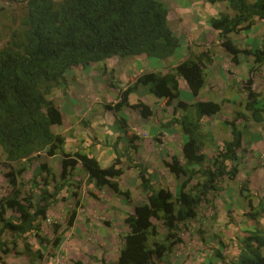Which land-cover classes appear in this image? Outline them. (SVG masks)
Listing matches in <instances>:
<instances>
[{"label": "trees", "instance_id": "1", "mask_svg": "<svg viewBox=\"0 0 264 264\" xmlns=\"http://www.w3.org/2000/svg\"><path fill=\"white\" fill-rule=\"evenodd\" d=\"M5 1L17 2L20 7L17 16L9 17L15 27L8 29L6 41L0 44V155L3 156L0 166L5 168L2 176L8 187L7 193L0 197V264H7L5 258L11 253L18 254V240L22 241V254L30 259L29 264L44 258L40 249H32L27 236H33L40 245L45 242L41 238L42 221L47 219L64 189L75 202L65 225L68 229L74 225L81 204L77 192L81 183L73 176L77 167L86 175L88 184L93 183L97 190L106 188L116 196L129 198L130 191L121 190L117 182L124 175V165L136 171L138 190L146 197V203L125 216L126 232L121 235L115 264H167L166 258L174 246L182 244L180 229L197 216L199 206L208 202L210 193L220 190L219 184L224 178L234 180L239 172L238 151L242 149L244 138L236 122L245 121V113L237 112L226 122L230 140L223 141L209 158L202 153L205 135L201 121L217 115L221 105L213 100L191 104L179 100L178 79L185 82L193 97L200 95L206 84L203 66L212 62L214 47L190 54L162 76L143 73L125 89H119L111 80L112 70L104 65L107 59L145 55L165 61L178 49V39L168 23L165 0ZM204 1L227 5L228 12L208 19V24L218 32L220 44L232 62L237 63L240 53L252 58L253 67L243 83L244 109L254 123L260 124L263 110L257 107L260 93L253 87V81L254 73L261 74L264 70V46L251 51L239 49L230 36L248 31L258 22L264 23V0ZM0 12H4L3 8ZM91 64H101V73L109 78L112 87L118 88L116 102L105 108L113 112L128 138L122 153L117 146L113 147L115 159L107 168H102L89 154L66 151L65 137L57 133V127L62 125V114L54 93L65 85L68 70L85 69ZM139 87H145L168 107L176 101V109L181 112L180 116L160 126L162 129L176 126L184 138L182 162L176 157L162 161L173 178L185 177L178 193L164 187L155 188L147 169L132 160L136 151L134 142L139 138L127 129L119 113L132 108L142 118L152 115L151 108L143 102L129 103V97ZM43 157L56 159L57 172L41 161ZM34 162L38 165L37 172L32 173L26 183L25 173ZM27 184L28 190L25 189ZM248 185L247 180L241 183L240 195L248 192ZM35 190L39 194L37 202L34 201ZM90 196L98 200L93 193ZM262 207L260 204L264 212ZM258 214L246 213L245 216L256 221ZM153 220L161 224L164 234H159ZM59 227V224L52 226L54 237L49 244L55 248L61 242ZM5 234L11 239L7 240ZM240 242L237 257L227 264H264V229L247 232ZM222 260L220 264H224Z\"/></svg>", "mask_w": 264, "mask_h": 264}, {"label": "crops", "instance_id": "2", "mask_svg": "<svg viewBox=\"0 0 264 264\" xmlns=\"http://www.w3.org/2000/svg\"><path fill=\"white\" fill-rule=\"evenodd\" d=\"M163 4L167 10L170 29L173 35L178 39V49L171 58L165 61H160L155 58H147L145 55L134 58L121 59L113 57L111 59H107L104 65L108 70H112L113 72L112 82H114L119 89H125L126 85H128L131 80L140 74L153 72L162 76L167 72L169 67L172 68L180 61L186 60L190 57V54L193 53V55H196L210 46H213L214 53L211 57L212 62L203 66V71L206 76V84L200 92V95L198 98L193 97L185 82L182 79H178L179 100L186 104L207 100H213L219 103L221 105V111L217 115L213 117H204L202 119V131L204 135L205 133L212 132L213 135L217 134L222 136V139L220 140L221 143L223 141L230 140V130L225 126L222 127V125L223 122L230 121L231 118L228 116L226 117V115H224V117L222 114L224 110L229 112L231 109L228 111V108L240 106V103L243 102L240 100L241 97H239L237 93L238 90L232 87L235 82L246 80L247 77H244L243 71H245V75H248V72L253 67V64L251 56H246L242 53L238 54L237 63H233L231 57L220 44L218 32L212 30L208 24V19L217 17L220 12H228L227 5H212L204 0H165ZM250 32L253 33V35L258 33L259 39H257V41H259L257 42L258 45L256 48L264 46V42L260 41L261 37H264L263 22H258L254 28L248 31H241L236 35H231L230 38L237 48L251 51L254 49H251L250 44L246 43V39L244 38L246 34ZM100 66L101 64H91L85 69L77 67L68 70L65 74L66 80H74L77 84L80 82L81 86H76L75 84L73 86H68L69 88L67 93H63L64 95H62V98L58 99V101L57 99L55 100V98L54 100L62 114V125L59 126V128L64 126V119L68 116L66 114H69L70 116H68V118L72 119L69 120L70 125L68 127H66L63 131H60L58 128L59 132H57L65 137V150L69 152L79 151L81 153L89 154L90 156L96 158L102 168H107L115 159L113 147L117 146L118 151L122 153L123 148L127 147L128 138L125 136L126 134L123 129L116 130L112 128L116 124V118L114 117L112 111L103 109L102 107H92L89 109L86 107L85 111H83L81 115V106L79 105V97L82 98L83 96V98H87L88 95L95 97L93 89L98 86H103L107 89L110 88L114 93L113 96L115 97L112 96L108 99L104 98L105 105H111L116 102L115 98L118 88H113L111 86L109 78L101 73ZM262 74L264 75V70L262 71ZM237 75H240L241 77L238 80H234ZM83 81H85V83ZM137 101H141L148 105L152 110V115L147 118H142L139 112L132 108H125L119 113V117L125 120L127 129L132 131V133H135L139 138L134 142L136 151L132 160L147 169L155 188L164 187L178 193L179 186L185 178L183 177L184 180L182 182L179 181L181 177L178 179L173 178L174 181L176 180L177 188H172L170 186V182H168L170 178L172 179V175L166 168L163 167L162 161H169L172 157H176L180 162H182V144L184 142V138L176 126L163 129L160 126L170 122L173 118L180 116L181 112L176 109V101L172 103V106L168 107L164 104V102L157 100L152 94H150L145 87H139L137 91L129 97L130 104H135ZM88 112L94 113V117L87 114ZM230 113H233V111L231 110ZM73 120L79 122L82 126L78 127L79 129H76L72 123ZM239 121L240 120L236 123L238 124ZM250 124L251 123H247L249 126ZM241 126H244V124ZM67 130H72V133L69 134L70 136L68 135L69 137L65 134V132H68ZM206 136L207 135L204 137L205 146L203 147L202 153L206 154V156L210 158L211 156L208 155V151L214 149L213 145L221 143L215 142V137L211 136L210 138H206ZM242 136L243 138L247 137L249 140L253 139V137L251 138L243 132ZM259 143L261 142L259 141ZM249 155L250 157L245 160V165H248V170L251 169L252 171L256 168V166L251 164L252 160L255 159L258 162L259 160L254 151H252ZM51 161L58 165L55 158H51ZM56 165H53V170L55 172L58 170V166ZM76 171L86 178V175L80 172V167H77ZM240 174L241 171L239 170L236 178ZM124 175L128 176V178L132 175V178L134 179L132 180L131 178L130 180L131 182L133 181V186L125 187V189H123L121 181L117 180V182L121 190H128L131 195V192H133L132 188L136 191L138 190L139 182L136 176V171L134 169H129L128 174L124 173ZM249 175L250 174L248 172L247 178ZM236 178L234 181H236ZM3 181L6 183L4 178ZM247 181L249 182L248 192L253 194L254 199L249 198L251 200L249 201L246 199V195L244 196V194L239 195L240 197L237 198L239 209L245 208L240 216L242 218L237 216V206L233 207L228 205L229 207H226V199H221L222 201L216 199L213 202L209 199L210 197L208 195V202L204 203L207 208L206 212H208L206 216L199 217L200 215L198 214V210L201 205L199 206L197 216L192 219V221H194V225L196 224L199 226L202 230L201 232H203V236H200V242L198 240L195 244L198 245V249L203 248L205 254L206 251H213L214 248L219 250L222 248V244L216 239L218 238L215 234L216 230L220 233L224 241H228L232 237H236V239L241 241L247 232H252L256 229V227L251 224V220L244 219L242 216L248 212L250 206L254 208L262 204L259 201L260 199L258 197L260 194L257 192V187H255L253 180L249 177ZM219 187L220 190L218 192H214V196L225 192L223 191L221 184H219ZM4 188L8 190L6 185ZM99 192H106L108 194L111 191L104 188L97 191L96 195L98 200L96 201V199L91 198V202L94 204L100 203L102 205H106V202L103 203L102 200H99ZM68 195L70 194L67 193L66 196ZM110 197L112 198V195H110ZM255 199L258 201L257 205L252 203ZM131 200H138L139 206L146 203V197L143 194L142 198L138 196V194H135V198L131 197L129 199V201ZM135 207L136 206H134L132 210L125 211L132 213ZM245 226L248 228L244 229ZM158 232L159 234L165 233L160 228L158 229ZM183 235L184 234L179 233V237L182 239V244H178L176 246H183L184 243H186ZM208 239H210L213 243H208ZM232 244L236 245L234 241ZM176 246H174V248ZM223 255L224 254H222V256ZM207 256L209 257L208 259L212 257L211 253Z\"/></svg>", "mask_w": 264, "mask_h": 264}, {"label": "rangeland", "instance_id": "3", "mask_svg": "<svg viewBox=\"0 0 264 264\" xmlns=\"http://www.w3.org/2000/svg\"><path fill=\"white\" fill-rule=\"evenodd\" d=\"M19 7L20 4L17 2H7L5 0H0V8H3L4 12H0V44L4 43L7 39L9 28L15 27V25L10 20V16H17L19 13ZM8 16V18L4 19V15ZM246 40V43L250 44L251 49H255L258 45L257 39L258 33L253 35V33H248L244 37ZM261 42H264V37L260 39ZM211 47V46H210ZM151 60V59H150ZM244 77L248 78V75H245V71H243ZM241 76L237 75V77L234 80H238ZM246 78V79H247ZM68 79V78H67ZM113 81V79H111ZM245 80H242L241 82H235L233 84L234 89L238 90V95L241 97L240 106L234 107V108H228L233 111V113L226 112L224 110L223 116L226 115V117H230L231 119L234 118L235 113L237 112H244L246 115L245 121H239L238 127L240 130L249 135L253 139H248L247 137H244L243 146L240 151H238V159L237 164L239 167V170L241 171V174L236 178V181L229 180L224 178V180L221 181V185L223 188V191H225L222 194H216L215 196L210 193L209 199L211 201H215L216 199H219V201H222L221 199L227 200V206H237L236 210H238V217L241 216L242 211L245 210L239 209L237 198H239L240 193V187L241 183L244 180H248L249 177L253 180L255 187H257V192L259 195V201L263 205L264 210V75L256 71L254 73V81H253V87L257 89V92L260 93V97L258 99V108L263 110V122L253 123L250 113L245 111L244 105L246 103L245 99V93L243 91V83ZM85 83V81H83ZM79 84L75 83L74 80L66 81L65 85L57 88V90L54 93L55 100L62 98V95L66 94L68 91V86H73L74 84L76 86H81V83ZM115 88V87H113ZM240 92V93H239ZM64 93V94H63ZM93 94H95V97H91V95H88L87 98L79 97V105L81 106V115L83 111H85L86 107L92 108V107H102L105 108V102L104 98L108 99L109 97L113 96V91L110 88L106 87H95L93 89ZM115 97V96H113ZM156 98V97H155ZM116 99V98H115ZM237 99V95H236ZM239 99V98H238ZM92 100V101H91ZM113 104V103H112ZM226 109V106H225ZM90 116L94 117V113L88 112ZM70 116L69 114H66ZM65 117L64 119V126L58 128L60 131L64 130L66 127L70 125L69 119ZM83 117V116H82ZM111 117V116H110ZM225 117V116H224ZM112 119V118H111ZM74 124V127L76 129H79L78 127L82 126L79 122H76L75 120L72 121ZM115 126L112 127L116 130L120 129V124L115 119ZM247 123H251L250 126L247 125ZM222 124V123H221ZM244 126H241L243 125ZM227 127L226 121L223 122L222 127ZM73 127V128H74ZM56 128V127H55ZM74 128V129H75ZM228 129V127H227ZM114 130V131H116ZM68 131V130H67ZM70 133H72V130L65 132L66 136L69 137ZM69 135V136H68ZM206 138L215 137V142H220L222 139V136H219L217 134H214L211 132L205 133ZM259 141L261 143H259ZM221 143V142H220ZM222 146L221 144H215L213 145L214 149H211V151H208V155L213 156L214 153ZM254 151L255 154L258 157V161L255 159L252 160L251 164L256 166L255 170H248V165H245V160L250 157V153ZM212 153V154H211ZM115 154V153H114ZM127 157H123V159L126 161ZM42 162H45L50 167L53 168V165H56L55 162L51 161L50 158H45L41 160ZM3 162V156L0 155V163ZM57 162V161H56ZM127 163V161H126ZM58 164V163H57ZM131 165V164H130ZM58 166V165H56ZM37 163H33L32 167L29 166L28 170L25 173V181L26 183H29L30 177L32 173L37 172ZM124 165V173L128 174L129 169L125 168ZM5 171V168L0 166V197L1 195H5L7 193V189L4 188V186L7 184L3 181L2 173ZM249 172V177L247 178V174ZM74 180H79L81 183L80 188H78L77 192L79 193V201L80 206L77 209V218L74 223V225L68 229L65 225V220L67 217L68 212L73 208L74 205V198H72L71 194L66 196L67 192L62 190L58 196V202H56L52 208L51 213L47 216V220L49 221H42V232H41V238L44 239V243L41 245L34 239L33 236H27L28 242L31 244L33 250L40 249L42 254L44 255V258L42 260L33 261L34 264H75L80 261V264H115L117 260V256L119 253V250L121 248V235L126 232L125 226H124V218L126 214H128L125 210H132L134 206H139L138 200L134 201L129 199L131 197L135 198V194H138L142 198L141 191L137 192L132 188L133 192H131V195H129V198L125 196H116L112 192H109L108 194L105 192L100 193V199L103 203L106 202V205H102L100 203L94 204L91 202V196L90 194L93 193L95 196H97V190L93 183L88 184L86 181L85 176L81 175L75 170V173L73 174ZM137 176V175H136ZM132 175L126 176L123 175L119 181H121V184L123 185V189L125 187H131L133 186V181L131 182ZM185 178V177H184ZM183 177L179 179L180 182L184 180ZM134 178H132L133 180ZM138 179V178H137ZM170 182V186L173 188H177L176 180L174 181L173 176L172 179L170 178L168 180ZM178 182V180H177ZM76 183V182H75ZM194 183V182H193ZM165 184V183H163ZM167 184V183H166ZM73 186V190H74ZM26 190L29 189V185L27 184ZM106 189V188H104ZM49 190H53V185L50 184ZM136 191V192H135ZM38 190L34 191V201H38ZM112 195V198L110 197ZM246 195V199H252L254 196L253 194H250L249 192H244V196ZM131 196V197H130ZM98 198V197H97ZM254 199V198H253ZM209 200V201H210ZM129 201V202H128ZM256 199L252 202L257 205ZM255 205V206H256ZM204 207V208H203ZM213 209V208H212ZM259 206H256L254 208L248 209L247 213L252 214H258V217H256L255 220H251V224L255 226L257 229H264V212L260 210ZM205 204H202L198 210V214L201 216H206L208 212ZM9 215H14L9 213ZM242 215L244 219L247 218V216ZM15 216V215H14ZM242 218V217H240ZM243 221V220H242ZM153 223L158 226V229L160 228L162 231L163 228L161 227V224L158 221H154ZM194 221L187 222L186 225H184L180 232L183 235L184 240H186V243H184L183 246H176L171 254H169L166 258L167 264H208L211 262V264H219L222 260L224 264H227L231 258H235L238 255L239 249L241 247L239 242V239H236V237H232L228 241H224L222 239V236L220 233L216 230L215 234L218 236L216 238L221 244L222 248L216 249L214 248L213 251H206V254L204 253L203 248L198 249V245L195 244L200 242V236H203V232H201V228L194 225ZM53 224H59L58 229V235L61 237V242L59 245L55 248L52 247L51 244H49L50 240L54 237V234L52 233V226ZM247 225V224H246ZM248 227L245 226L244 229H247ZM211 235V234H210ZM4 237L7 240H10V235L5 234ZM213 240V239H212ZM236 243V245H233V241ZM208 243H213L210 239H208ZM18 246H16V250L18 254L11 253L9 256H6L5 261L7 264H29L30 259L26 257L24 254H22V241H17ZM195 245V246H193ZM193 246V247H191ZM224 254L222 256V254ZM212 255L210 259L207 256L208 254Z\"/></svg>", "mask_w": 264, "mask_h": 264}, {"label": "built area", "instance_id": "4", "mask_svg": "<svg viewBox=\"0 0 264 264\" xmlns=\"http://www.w3.org/2000/svg\"><path fill=\"white\" fill-rule=\"evenodd\" d=\"M46 221H49V220L46 219Z\"/></svg>", "mask_w": 264, "mask_h": 264}]
</instances>
